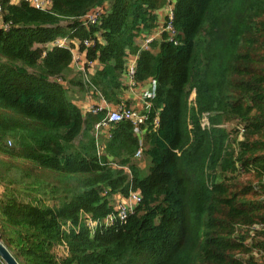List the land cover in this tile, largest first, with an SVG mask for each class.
Instances as JSON below:
<instances>
[{
    "label": "trees",
    "instance_id": "obj_1",
    "mask_svg": "<svg viewBox=\"0 0 264 264\" xmlns=\"http://www.w3.org/2000/svg\"><path fill=\"white\" fill-rule=\"evenodd\" d=\"M165 3L0 0V236L18 264H264V0H175L174 42L140 51ZM73 42L99 64L92 75L69 77ZM129 55L135 83H154L147 175L135 127L96 140L105 112L67 94L120 104ZM130 192L141 202L125 221L87 226Z\"/></svg>",
    "mask_w": 264,
    "mask_h": 264
},
{
    "label": "built area",
    "instance_id": "obj_2",
    "mask_svg": "<svg viewBox=\"0 0 264 264\" xmlns=\"http://www.w3.org/2000/svg\"><path fill=\"white\" fill-rule=\"evenodd\" d=\"M30 3L32 6H34L37 9H45L48 5V0H30ZM175 0H166L165 6L162 9V21L157 24V27L155 30L139 40V42H136L138 45V48L140 51H148L150 50L151 45L162 35L164 34L167 39L166 41L168 42H174L175 38V30L172 27V20H173V7H174ZM103 9H95L88 13L83 19L84 24H94L98 18L103 14ZM68 41L67 39H59L56 41L54 45L58 47H66L68 46ZM73 45L76 46L77 50L78 49V43L73 42ZM91 43L90 42H84L85 47H88ZM176 44V43H175ZM73 49V48H72ZM73 50H71V53ZM80 54H84L85 52L79 51ZM137 59V58H136ZM136 59H134L131 63H128L125 60V72L123 74V78L129 79V85L134 86L135 81H134V73H135V64H136ZM71 63L74 64L73 68L75 70L76 74H81L84 77L88 74L89 67L92 62H88L84 60L83 62L78 59V57L72 56V61ZM89 75V74H88ZM154 88V83L151 84V94ZM150 94V95H151ZM149 95V94H148ZM145 96V99H150L152 96ZM148 103L147 101H145ZM149 106L150 109V103L146 104ZM148 109V112H149ZM91 113V114H97L100 112H104V109L98 107V106H92L86 110V112L83 113ZM144 113H139L134 111L132 108L128 107L124 103H120L117 105L113 110H107L105 112V115L101 121H99L95 125V138L96 140L99 139V135L103 133L104 130H108L111 125H115L119 122L122 121H127L130 122L134 127H135V133L136 130L139 129L141 126L146 125V120H147V114ZM154 124H156V120L154 121ZM201 127L203 129H206L209 127L208 121L206 116L204 115L201 120ZM108 137V134H107ZM103 146L99 148L100 152L102 151ZM142 155V150L141 148L136 152L135 158H140ZM141 202V196L138 192H130L129 195L126 198L119 197L117 198V206L114 207V214H111L107 216L104 220L102 221H93L88 219L86 222L87 226L92 230H96L97 228L101 227H109L112 226L116 221L123 222L127 218L128 214L131 213L134 208L138 206V204Z\"/></svg>",
    "mask_w": 264,
    "mask_h": 264
},
{
    "label": "crops",
    "instance_id": "obj_3",
    "mask_svg": "<svg viewBox=\"0 0 264 264\" xmlns=\"http://www.w3.org/2000/svg\"><path fill=\"white\" fill-rule=\"evenodd\" d=\"M162 9L160 11H158L157 13V18H158V22H161L163 17H162ZM157 27V26H156ZM162 37H160L159 39H157L155 42L159 43ZM139 40H141V38L137 39L136 42H139ZM73 52H72V56L74 57H78V59L80 61H84L86 60V57L84 54H80V52L77 50L76 46H73ZM153 53L156 51H152ZM137 56L136 55H129L126 58V61L128 63H131L134 59H136ZM137 60V59H136ZM136 65V64H135ZM74 64L71 63L70 64V68H71V74L69 75L70 78H72L73 76L76 75L75 70L73 68ZM99 67V64L94 61L91 63L90 67H89V71L88 74L92 75L95 70ZM122 84L125 86L126 90L123 92V94L119 97L121 103L126 104L128 107L134 109V110H138V111H143L144 114H146L148 112L149 106L146 105L148 103H146L144 100H142V93L143 92H148L149 91V95L148 96H153L151 94V84H153V80L149 79L145 82H143L142 84H136L134 86L129 85V79H125L122 77L121 79ZM73 90L75 92H73ZM68 97L69 99L72 101L73 104H75L80 110H82V112H86V110L92 106H98L102 109H104V112H106L107 110H113L117 105H113L110 103H107L105 100H103L98 93H94V95L92 93H84L81 92L77 87H72L70 89H68ZM151 94V95H150ZM146 95V96H147ZM119 105V104H118ZM150 110V109H149ZM107 133L108 130H104L103 133H101L99 135L100 137H106L107 138ZM143 129L142 127H140L139 129L136 130V134L140 137L141 140V145L140 148L142 149V136H143ZM142 157V155H141ZM139 158H135L134 160H138ZM137 162V161H136ZM139 165V164H138ZM140 167V166H139ZM116 198H118V196H116Z\"/></svg>",
    "mask_w": 264,
    "mask_h": 264
},
{
    "label": "rangeland",
    "instance_id": "obj_4",
    "mask_svg": "<svg viewBox=\"0 0 264 264\" xmlns=\"http://www.w3.org/2000/svg\"><path fill=\"white\" fill-rule=\"evenodd\" d=\"M73 92H75L74 90H73ZM143 95H142V100H146L145 99V96L147 95V94H149V91L148 92H143L142 93ZM194 97H195V94L192 92L191 93V95H190V97H189V101H190V103H192V101H193V99H194ZM134 110V109H133ZM134 111H136V112H139V113H143V111H138V110H134ZM137 161V163L139 164V166H140V169H141V171H142V174H145V175H147V173H148V169H147V161L143 158V156L142 157H140L138 160H136ZM114 202H113V206L114 207H116L117 206V204H116V202H117V198L116 197H114ZM63 253L64 254H66L65 253V249H63V248H59L58 250H57V254L60 256V255H63ZM260 259V258H259Z\"/></svg>",
    "mask_w": 264,
    "mask_h": 264
},
{
    "label": "water",
    "instance_id": "obj_5",
    "mask_svg": "<svg viewBox=\"0 0 264 264\" xmlns=\"http://www.w3.org/2000/svg\"><path fill=\"white\" fill-rule=\"evenodd\" d=\"M0 260L4 264H18L15 258L10 254V252L7 250V248L2 243L1 236H0Z\"/></svg>",
    "mask_w": 264,
    "mask_h": 264
}]
</instances>
